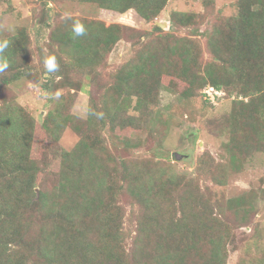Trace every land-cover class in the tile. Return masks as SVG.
<instances>
[{"label": "trees", "instance_id": "1", "mask_svg": "<svg viewBox=\"0 0 264 264\" xmlns=\"http://www.w3.org/2000/svg\"><path fill=\"white\" fill-rule=\"evenodd\" d=\"M78 1L119 14L133 10L148 22L169 0ZM198 1L202 13H170L172 25L189 28V35L156 24L149 32L67 16L50 28L49 56L32 47L23 26L0 38V264H225L230 226L224 216L245 223L251 208L244 196L227 205L212 201L199 184H225L252 152L264 150V0H235V13L223 17L214 13V0ZM206 21L209 27L201 30ZM120 40L130 43L133 54L101 85L98 66ZM35 52L45 79L59 77L53 88L73 89L68 96L82 88V76L90 77L98 92L90 90L85 118L67 111L64 94L40 124L16 100L9 84L30 75ZM179 84L183 92L210 84L247 97L233 100L215 124L226 132L222 159L206 149L200 153L193 186L179 182L172 163L117 158L103 133L107 124L139 127L126 118L124 97L147 109L158 104L162 87ZM149 112L142 118L149 120ZM66 127L78 139L60 150L58 169L47 182L46 163L34 152L35 133L56 141ZM123 195L131 228H124Z\"/></svg>", "mask_w": 264, "mask_h": 264}, {"label": "rangeland", "instance_id": "2", "mask_svg": "<svg viewBox=\"0 0 264 264\" xmlns=\"http://www.w3.org/2000/svg\"><path fill=\"white\" fill-rule=\"evenodd\" d=\"M234 3L235 0H214V13L222 17L232 15L235 13ZM172 11L202 13L204 8L198 0H169L158 16L147 22L133 10L119 14L101 9L94 3L78 0H0V38L23 26L31 38L32 47L41 48L49 56L47 44L50 28L67 16L101 19L106 24L121 22L149 32H155L153 26L160 22L164 26L159 27L164 32L189 35V28H177L172 25ZM208 27L209 21H206L200 29ZM200 40L203 42L204 38L201 37ZM133 51L129 42L118 41L107 54L104 63L98 66L97 74L95 73L98 82L102 85L109 81V73L130 58ZM61 55L65 58L64 54ZM204 58H209L208 53L204 54ZM32 62L35 66L30 73L31 78L30 75L23 76L10 83L9 88L36 122L41 123L45 114L56 103L58 94L66 96L63 102L68 112L85 118L90 90L94 94L98 92L92 87L90 77L82 76V88L75 95L68 96L67 89L71 92L73 89L53 88L59 77L50 76L48 80L45 79L37 52L32 55ZM167 87L165 85L161 88L158 104L149 105L147 109L141 108L135 97H124L121 107L126 113V118L135 121V125L140 123L139 127L136 130L127 127L121 129L119 126L107 124L103 133L108 148L117 158L147 157L163 166L172 163L169 168L176 174L179 182L193 186L195 160L200 153L206 149L216 160L222 159V143L227 137L226 132L219 133L215 124L222 115L230 111L233 100H247V97L218 88L224 91V95L210 103L203 98L202 89L205 86L201 90L185 92L182 84L175 90H169ZM147 110L151 115H148L149 120L142 118ZM77 139V134L69 127L63 130L56 141H51L40 131L35 133L34 140L38 145L34 152L36 151L46 163L47 182H50L48 177H53V173L58 169L60 150L72 148ZM172 153H175V159H172ZM199 185L212 201L223 204L232 197L244 196L247 200L245 205L251 208L245 223L233 215L224 216L230 226L225 264H264V150L252 152L242 169L231 174L225 184L218 185L201 180ZM127 201L123 195L121 202L125 207L124 228H131V207Z\"/></svg>", "mask_w": 264, "mask_h": 264}, {"label": "built area", "instance_id": "3", "mask_svg": "<svg viewBox=\"0 0 264 264\" xmlns=\"http://www.w3.org/2000/svg\"><path fill=\"white\" fill-rule=\"evenodd\" d=\"M202 94L205 100L210 103H214L215 100L224 95V91L222 89L207 85L202 89Z\"/></svg>", "mask_w": 264, "mask_h": 264}, {"label": "water", "instance_id": "4", "mask_svg": "<svg viewBox=\"0 0 264 264\" xmlns=\"http://www.w3.org/2000/svg\"><path fill=\"white\" fill-rule=\"evenodd\" d=\"M157 25L160 26V27H163L164 25L160 22H157ZM172 159H175V153H172L171 155Z\"/></svg>", "mask_w": 264, "mask_h": 264}]
</instances>
